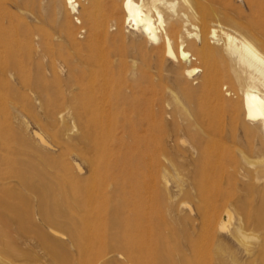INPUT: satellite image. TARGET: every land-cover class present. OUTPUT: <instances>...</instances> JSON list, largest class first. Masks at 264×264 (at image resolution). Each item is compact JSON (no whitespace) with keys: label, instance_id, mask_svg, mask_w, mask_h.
<instances>
[{"label":"rangeland","instance_id":"obj_1","mask_svg":"<svg viewBox=\"0 0 264 264\" xmlns=\"http://www.w3.org/2000/svg\"><path fill=\"white\" fill-rule=\"evenodd\" d=\"M200 1L210 2L215 11L207 17L208 30L214 28L218 35V40L209 39L212 47L222 48L220 30H226L249 40L264 54V34L249 23L264 14V0ZM74 3L80 5L79 0ZM78 9L70 10L64 0H44L38 12H31L11 0H0V178L21 171L41 177L40 182L36 177L30 180L41 185L47 174L76 180L89 176L90 166L82 154L89 157L91 152L71 106L72 94L67 91L73 78L64 62L78 63L67 33L74 36L82 55L92 56L97 63L107 52L115 59L116 50L124 48L137 54L150 48L141 34L131 33L123 18L115 21L109 16L107 3L99 4L91 20H85ZM112 18L108 29L113 40L105 42L97 30ZM155 18L152 16L154 22ZM195 26L188 31L201 34L199 24ZM119 31L126 36L124 41L115 38ZM52 66L55 75L50 72ZM191 67L201 71L185 76V69ZM163 74L159 79L151 73L142 84L146 94H134L131 101L136 110L116 108L109 104L107 95H97L102 112L97 114L104 116L113 130L105 163L111 178L109 191L115 183V193L111 194L115 218L125 202L133 205V213L142 212L146 220L142 233L145 244L128 260L117 255L125 241L121 232L117 234L115 223V264H167L190 257L187 240L200 232L203 215H216L217 222L224 223L223 228L215 227L205 252L227 264L243 261L246 250L264 246V210L259 204L264 192V135L260 124L249 122L256 135L248 138L240 127L234 129L227 113H222L220 131L209 143L195 123L194 110L183 108L177 94L178 87L198 86L200 64L172 60L164 64ZM109 89L116 91L115 83ZM222 92L226 99H240L228 86ZM72 93L76 95L78 89L73 87ZM63 146L67 149L62 153ZM16 240L20 249L27 248L24 237ZM29 247L34 255L40 254L35 243ZM0 264L6 263L0 259Z\"/></svg>","mask_w":264,"mask_h":264},{"label":"bare ground","instance_id":"obj_2","mask_svg":"<svg viewBox=\"0 0 264 264\" xmlns=\"http://www.w3.org/2000/svg\"><path fill=\"white\" fill-rule=\"evenodd\" d=\"M11 1L25 10L38 12L40 2L44 0ZM64 1L72 11L79 7L78 12L85 20H91L101 2L107 3L109 16L115 17V21L123 18L131 33L141 34L150 48L137 54H130L124 48L116 50L113 51L115 59L107 52L97 63L92 56H83L74 36L66 34L78 62H64L68 75L73 78L67 91L72 94L71 106L91 152L89 157L81 153L90 166L89 176L76 180L63 174H47L41 185L30 182L34 177L40 182L41 177L38 179L36 174L21 171L0 178V259L6 264H115V223L117 234L121 232L120 237L125 241L117 255L128 260L132 252L145 244L142 233L146 220L142 218V212L133 213V205L124 202L115 218V198L111 196L115 193V183L114 190L109 191L111 178L105 163L110 156L107 141L113 139V130L112 124L97 114L100 110L97 95H107L109 104L116 108L136 110L137 105L131 98L137 92L146 94L142 84L150 79L151 73L162 79L165 63L196 61L202 68L198 86L178 87L177 94L183 108L194 110L195 123L207 141L213 143V136L220 131L222 113H227L234 129L240 127L246 137L256 135L249 122H258L264 135V54L249 40L232 36L226 30H220L224 37L222 48L212 47L209 39L218 40V35L214 28L208 30L207 27V17L215 13L210 2L79 0L78 5L75 0ZM152 16L156 17L155 22ZM113 22L114 18L106 20L103 22L105 27L102 25L104 28L97 30L105 42L113 40L109 34ZM196 23L201 34L188 31V27L195 29ZM249 23L264 34V14L251 18ZM115 38L124 41L126 36L119 31ZM12 59L17 63L15 56ZM199 71L197 67H191L183 74L189 77ZM50 72L55 75L54 66ZM101 74L104 77L99 78ZM114 83L116 91L109 89ZM227 86L240 99H226L222 88ZM73 87L78 89L76 95L72 93ZM234 129L231 132L233 139L236 138ZM63 147L60 148L62 153L67 149V146ZM259 204L264 210V192H261ZM225 212L228 216V211ZM217 225L224 227L222 221L217 222L216 215H203L200 232L187 240L190 257L167 264H227L221 259H213L204 250ZM237 230L242 235L238 227ZM21 237L28 242L26 249H20L16 243ZM31 242L36 244L40 254L31 253ZM245 252L247 258L235 264H264V246ZM27 257L30 261L33 258L34 262L28 261Z\"/></svg>","mask_w":264,"mask_h":264}]
</instances>
